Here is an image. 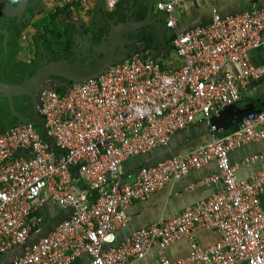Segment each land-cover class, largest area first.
I'll return each instance as SVG.
<instances>
[{"label": "built area", "instance_id": "built-area-1", "mask_svg": "<svg viewBox=\"0 0 264 264\" xmlns=\"http://www.w3.org/2000/svg\"><path fill=\"white\" fill-rule=\"evenodd\" d=\"M84 1L53 0L50 13ZM121 1L105 3L113 11ZM183 1L158 0L168 28L176 27L175 10ZM263 33L264 7L253 5L225 17L214 11L206 26L174 34L175 69L147 51L72 85L64 95L43 92L39 112L56 149L31 123L0 134V253L23 247L13 264H73L84 254L89 264H129L156 248L159 264H264V170L250 179L237 176L242 164L264 154L241 164L229 159L232 151L264 140V112L250 114L226 133L211 123L244 93L253 95L250 88L264 77V67H255L249 58L251 50L264 44ZM198 119L208 128L204 145L143 166L131 182H124L125 162L167 147ZM212 163L217 172L190 189L215 185L217 192L116 243L134 202ZM48 201L72 214L28 245ZM206 230L219 239L202 248L197 235ZM183 240L190 254L170 261L165 250Z\"/></svg>", "mask_w": 264, "mask_h": 264}, {"label": "crops", "instance_id": "crops-1", "mask_svg": "<svg viewBox=\"0 0 264 264\" xmlns=\"http://www.w3.org/2000/svg\"><path fill=\"white\" fill-rule=\"evenodd\" d=\"M157 2L158 0H122L119 3L121 7L118 12L122 13L133 9L140 11V14L146 16L147 4L152 3L153 19H161L166 24V16L157 9ZM52 3L53 0H41V6L37 11L35 19H40L49 14ZM253 5L264 7V0H184L181 6L175 10L176 27L172 30H174L175 34L177 32H188L194 28L209 24L214 11L225 17L248 10ZM116 9L117 7L113 11H110L106 6L105 0H85L74 9L68 8L67 13L62 14L61 21L72 24L75 27L76 25L71 21L78 23L80 25V33L85 27L96 30L105 26V17L115 20L116 16L111 18L110 13L116 11ZM117 21L124 20L118 18L115 22ZM34 33L35 31L32 28L25 31L26 40L22 44L26 48L20 55L24 61L29 62L33 59L29 46ZM81 35L85 38L87 34L83 33ZM171 37L173 36L165 32L164 40L158 41V45L150 49L153 57L162 63L163 66L175 69L177 63L174 57L172 41L170 40ZM262 39L264 41V33ZM249 58L255 67H264V44L257 49L251 50ZM250 90L253 92V95L244 93L242 100L237 104L239 108H244L252 99L264 98V77L257 81ZM255 104L257 105L259 102ZM208 138L206 124L203 120L198 119L197 123L189 129L176 133L167 147L125 162L122 167V179L124 182H131L141 167L154 165L169 156L188 154L199 146L204 145L208 141ZM261 154H264V140L247 144L240 149L232 151L229 159L232 164H241L244 160ZM262 170H264V157L253 163L242 164L237 172V176L240 179H250ZM216 172L217 165L212 163L200 170L190 172L179 180L170 181L162 190L152 194L147 200L134 202L127 210L130 219L129 224L126 228L119 229L116 232V243L122 242L135 231L158 223L161 219L179 214L185 208L193 206L196 202L205 200L213 195L219 188L215 185H202L193 190L190 187ZM77 186L80 190L84 189L81 183H77ZM261 206L264 210V194L261 196ZM71 214V209H63L57 204L48 201L40 210L42 224L39 230L30 237L28 245L49 235L63 220L69 218ZM203 233H214L216 241L219 239L218 234L214 231H202L199 233L200 235H197L198 244L202 248L210 246L201 245L199 242V238H202V241L206 243L207 235ZM23 250V247H15L6 253H0V264H13L14 259ZM189 254L190 247L185 240L174 243L165 250V255L170 261L185 258ZM89 261V256L84 254L73 264H89ZM129 264H159V252L154 248L147 253L144 259L132 260Z\"/></svg>", "mask_w": 264, "mask_h": 264}, {"label": "water", "instance_id": "water-1", "mask_svg": "<svg viewBox=\"0 0 264 264\" xmlns=\"http://www.w3.org/2000/svg\"><path fill=\"white\" fill-rule=\"evenodd\" d=\"M17 4L6 0H0V19L21 18L29 7V0H15ZM152 3L147 4L146 16L138 20L140 11H126V20L117 21L105 17L104 27L98 28L84 36L80 33V25H76L78 33L74 34V45L72 51L74 56L59 61H49L45 56L41 67L29 79L21 84H10L0 82V97L9 100L10 109L15 117L22 120V115L15 109L14 97L27 96L32 100L35 120L30 122L39 131L41 138L51 144V149H56L54 142L46 135L45 121L40 115V95L45 91L56 92V80L64 79L73 85L84 83L88 80L98 78L106 70L116 64L127 60L132 56L142 54L145 49L143 38L151 35L152 47L158 45V41L164 40V33L168 32L174 36V30L168 28L161 19H153ZM107 28V31L103 29ZM153 31H150L152 30ZM5 36L4 43L8 40V31H2ZM99 39V41H97ZM95 61L93 62L92 60ZM259 104H255V103ZM264 112V98L260 97L239 108L237 104L225 107L211 119L221 133H226L240 125L250 114Z\"/></svg>", "mask_w": 264, "mask_h": 264}, {"label": "trees", "instance_id": "trees-1", "mask_svg": "<svg viewBox=\"0 0 264 264\" xmlns=\"http://www.w3.org/2000/svg\"><path fill=\"white\" fill-rule=\"evenodd\" d=\"M31 4V23L18 26L15 21H11L8 27V40L6 45L4 44L5 36L0 37V82L10 84H21L25 80L29 79L36 71L41 67L42 61L45 57L49 61H59L70 57L73 53L72 47L74 45V34L78 30L72 24L63 23L61 21L62 14L67 13V9H61L56 13H49L46 16L35 19L37 11L41 6V0H29ZM121 4L117 5V9L110 13V17H118L121 20H126V12H118ZM144 14H138L137 19H144ZM32 28L35 33L31 37L30 50L33 54L31 61H24L20 55L26 48L22 44V36L25 35L27 28ZM107 31V28L103 29ZM150 31H153L150 30ZM94 32L90 27H85L81 34H89ZM171 37V41H173ZM99 41V39L97 40ZM145 43V49L143 55L147 51H151V35L143 38ZM67 86H62L57 89V93L64 95L68 89L73 85L72 82H67ZM252 99L251 101H253ZM28 102V104H25ZM15 109L22 115L23 119L20 120L15 117L10 109L9 100L4 97H0V134H3L8 129L28 124L35 120V115L32 111V100L27 96L14 97L13 99ZM93 199V198H92Z\"/></svg>", "mask_w": 264, "mask_h": 264}, {"label": "flooded vegetation", "instance_id": "flooded-vegetation-1", "mask_svg": "<svg viewBox=\"0 0 264 264\" xmlns=\"http://www.w3.org/2000/svg\"><path fill=\"white\" fill-rule=\"evenodd\" d=\"M6 1H8V2H10V3H13V4H17V1H15V2H13V0H6ZM28 3H29V1H28ZM30 7H31V4L29 3V7H28V9L26 10V13L21 17V18H14V19H10V18H5V19H3V18H1L0 19V37H1V35H4V34H2V31H7L8 30V27L10 26V24H11V21H15V23L16 24H18V26L20 25V26H22L23 24H30L31 23V11H30ZM27 29H29V27L27 28ZM26 29V30H27ZM25 30V31H26ZM25 33V32H24ZM5 40V39H4ZM26 40V34L25 35H23L22 36V42L23 41H25ZM3 45H5V43L3 44ZM46 56V55H45ZM74 56V51H73V53L70 55V57H68V58H72ZM126 57H127V59H129V57H128V55L126 54L125 55ZM47 57V56H46ZM48 59V58H47ZM66 59V58H65ZM93 62L95 61V59L94 60H92ZM55 80H56V92H57V89L58 88H60V87H62V86H67V82L68 81H66V80H64V79H58V78H54ZM25 104H28V102H25ZM32 111H33V105H32ZM34 113V112H33Z\"/></svg>", "mask_w": 264, "mask_h": 264}, {"label": "rangeland", "instance_id": "rangeland-1", "mask_svg": "<svg viewBox=\"0 0 264 264\" xmlns=\"http://www.w3.org/2000/svg\"><path fill=\"white\" fill-rule=\"evenodd\" d=\"M203 234H206L207 235V240H206V243H205L204 241H202V238H199L200 239L199 242L201 243V245H211V244H214L215 243L216 236H215L214 233H203Z\"/></svg>", "mask_w": 264, "mask_h": 264}, {"label": "clouds", "instance_id": "clouds-1", "mask_svg": "<svg viewBox=\"0 0 264 264\" xmlns=\"http://www.w3.org/2000/svg\"><path fill=\"white\" fill-rule=\"evenodd\" d=\"M13 2H15V0H13Z\"/></svg>", "mask_w": 264, "mask_h": 264}]
</instances>
